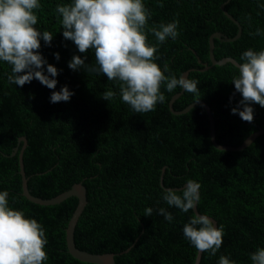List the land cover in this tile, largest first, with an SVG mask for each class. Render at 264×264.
<instances>
[{
	"label": "trees",
	"instance_id": "1",
	"mask_svg": "<svg viewBox=\"0 0 264 264\" xmlns=\"http://www.w3.org/2000/svg\"><path fill=\"white\" fill-rule=\"evenodd\" d=\"M39 2L36 27L54 35L50 45L41 39L39 51L59 70L54 77L58 83L55 89L37 79L22 87L10 83L11 65L0 61V191L8 192L10 207L43 226L48 241L43 264L95 263L68 251L66 228L78 204L76 196L43 205L23 195L22 142L12 155L21 136L28 140L23 163L33 195L52 198L76 183L85 185L88 202L74 235L78 248L112 252L115 264H194L198 250L183 233L194 209L185 213L162 198L169 188L181 194L191 179L201 185L199 212L213 216L224 230L220 249L215 255L203 252L199 264H218L222 255L236 264H252L251 254L264 247V133L242 150L219 149L211 140L210 120L201 104L176 114L170 102L179 92L172 104L176 111L205 101L214 113L216 140L223 145L238 146L264 128V107L259 104L251 105L252 122L232 114L242 99L231 82L238 69L231 62L213 64L209 43L214 32L233 37L239 31L222 9L225 4L242 33L232 41L215 38V57L230 56L243 63L244 51L264 50V0H143L151 13L145 27L148 42L158 46L155 62L177 78L189 70L188 78L198 81L200 91L198 96L180 87L173 92L162 87L165 101L139 115L122 101L117 81L101 72L69 68L74 55L97 66L94 50L80 53L63 37L56 8L69 0ZM177 20L178 36L158 44L151 29ZM257 28L261 34L253 36ZM44 68L47 74V64ZM65 85L74 93L70 100L50 102L52 92ZM109 89L116 92L110 101L103 99ZM149 207L150 217L145 216ZM160 208L172 213L171 222L158 214Z\"/></svg>",
	"mask_w": 264,
	"mask_h": 264
},
{
	"label": "clouds",
	"instance_id": "2",
	"mask_svg": "<svg viewBox=\"0 0 264 264\" xmlns=\"http://www.w3.org/2000/svg\"><path fill=\"white\" fill-rule=\"evenodd\" d=\"M40 8L39 0H0V61L11 65L10 83L22 87L37 79L49 89H55L58 81L54 77L59 70L47 63L39 51L41 39L50 45L54 35L36 27L35 10ZM56 12L61 17L64 39L73 41L80 53L91 49L95 54L97 66L87 65L86 57L74 55L69 68L101 72L109 81H117L122 101L134 112L148 113L154 111L158 103H163L166 97L162 87H166L167 92L180 87L199 96L197 80L185 75L179 78L175 74L166 75L167 68L162 70L155 62L158 46L148 42L145 27L151 13L143 0H69L57 5ZM178 24L177 20L161 23L159 29L153 27L151 31L158 44L169 37L176 38ZM260 34L259 28L252 33L253 36ZM55 55L59 59V53ZM241 60L243 63L236 65L238 75L233 76L231 82L242 99L231 111L243 121L252 122L251 105L264 107V50L249 48L243 52ZM73 94L65 85L52 92L50 102H67ZM115 96L116 92L111 89L103 93V99L108 101ZM200 187L190 179L181 194L169 188L162 198L169 206L186 213L199 202ZM8 195L7 191H0V264H43L48 259L43 226L35 218L27 217L23 210L10 207ZM152 213L151 207L145 210V216L150 217ZM158 214L169 222L173 220L172 213L165 208H160ZM183 233L198 251L210 255H215L223 243V227H217L208 215L194 214L184 225ZM251 261L264 264V247L251 254ZM218 264L236 262L222 255Z\"/></svg>",
	"mask_w": 264,
	"mask_h": 264
},
{
	"label": "water",
	"instance_id": "3",
	"mask_svg": "<svg viewBox=\"0 0 264 264\" xmlns=\"http://www.w3.org/2000/svg\"><path fill=\"white\" fill-rule=\"evenodd\" d=\"M222 9L224 10L225 14L235 23L237 24L239 31L238 33L233 36L230 37L228 35H226L223 32H214L211 34L210 38H209V43H210V59L211 62L213 64H219V65H223L227 62H231L233 63L235 66L237 64H239L240 62L230 56H226V57H222L220 59H217L215 57L214 54V48H215V38H218L222 41H232L235 40L236 38H238L241 33H242V27L240 22L232 15L230 14L226 9H225V4L222 5ZM208 68V67H206ZM182 75H185L188 77L189 75V70H186L183 72ZM181 94V92L176 93L172 96L171 102H170V108L171 110L176 113V114H181L184 113L186 111H188L189 109H191L193 106H195L196 104H201L205 110L206 113L208 115V118L210 120V135H211V140L214 143V145L219 148V149H224V150H242L243 148H245L246 146H248L258 135L264 133V128H261L253 133H251L240 145L238 146H233V145H223L217 142L216 140V127H215V119L213 116V113L210 109V106L203 100H199L196 101L194 103L189 104L186 108L180 110V111H176L173 109V102L174 100L179 97V95ZM22 142V148L19 152V163H20V174L22 175V190H23V195L26 196L29 200L36 202V203H40L43 205H50V204H55V203H59L65 199H67L68 197L71 196H76L78 199V204L76 209L74 210L68 226L66 228V240H67V247H68V251L77 259L84 261V262H90V263H95V264H115V254L112 252H108V253H93V252H89L86 250H82L80 248H78L76 246L75 243V228L77 225V222L79 220L80 215L82 214L86 204H87V192H86V187L85 185H83L82 183H76L74 184L70 189L58 194L55 197L52 198H41L38 196L33 195L30 190H29V186H28V177L26 175V171L24 168V163H23V153L24 150L28 144V140L25 136H21L19 138L18 141V145L14 148L12 155L16 154L19 151V145ZM187 184V183H186ZM186 184L184 186H186ZM175 189H180V187H175ZM194 212L195 214H201V215H206L203 214L201 212H199L198 207L196 205V207L194 208ZM211 219H213L214 223L216 224V226L218 227V223L217 220L213 217L208 215ZM125 252V251H123ZM122 252V253H123ZM202 253L198 251L197 257H196V261L194 264H199L201 261V257H202Z\"/></svg>",
	"mask_w": 264,
	"mask_h": 264
},
{
	"label": "bare ground",
	"instance_id": "4",
	"mask_svg": "<svg viewBox=\"0 0 264 264\" xmlns=\"http://www.w3.org/2000/svg\"><path fill=\"white\" fill-rule=\"evenodd\" d=\"M150 41V40H149ZM164 46V45H163ZM190 50V49H189ZM200 64V63H199ZM197 67V66H196ZM197 71V70H196ZM204 83V82H203ZM119 94V93H118ZM203 95V94H202ZM200 107V106H199ZM17 109V108H16ZM214 114V113H213ZM138 115H139V113H138ZM41 116V115H40ZM135 116V115H134ZM203 117V116H202ZM264 120V119H263ZM197 121V120H196ZM202 121V120H201ZM198 123V122H197ZM206 125V124H205ZM207 129V128H206ZM40 131V130H39ZM35 134V133H34ZM47 134H49V133H47ZM218 136V135H217ZM191 138V137H190ZM198 140V139H197ZM177 145V144H176ZM4 148V147H3ZM44 152H45V150H44ZM79 154V153H78ZM109 155V154H108ZM105 163V162H104ZM92 172V171H91ZM105 174V173H104ZM106 176V175H105ZM127 180V179H126ZM135 180V179H134ZM4 186V185H3ZM105 186V185H104ZM5 187H7V186H5ZM10 187V186H9ZM101 187V186H100ZM118 187V186H117ZM109 188H110V185H109ZM104 190V189H103ZM4 191V190H3ZM54 191V190H53ZM130 192V191H129ZM13 192H11V194H12ZM137 196H139V195H137ZM15 201V200H14ZM129 205V204H128ZM140 205V204H139ZM146 205V204H145ZM113 209V208H112ZM116 214V213H115ZM131 216V215H130ZM141 218V217H140ZM79 221V220H78ZM137 223V222H136ZM256 224V223H255ZM145 232V231H144ZM247 233V232H246ZM129 243V242H128ZM133 248V247H132ZM131 248V249H132ZM134 249V248H133ZM129 252V251H128ZM145 264V263H144Z\"/></svg>",
	"mask_w": 264,
	"mask_h": 264
}]
</instances>
